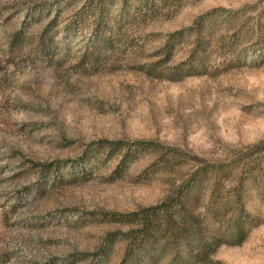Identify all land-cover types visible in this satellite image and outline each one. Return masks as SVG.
I'll return each mask as SVG.
<instances>
[{"label":"rangeland","instance_id":"obj_1","mask_svg":"<svg viewBox=\"0 0 264 264\" xmlns=\"http://www.w3.org/2000/svg\"><path fill=\"white\" fill-rule=\"evenodd\" d=\"M199 173L207 257L127 264H264V0H0V264H124Z\"/></svg>","mask_w":264,"mask_h":264},{"label":"trees","instance_id":"obj_2","mask_svg":"<svg viewBox=\"0 0 264 264\" xmlns=\"http://www.w3.org/2000/svg\"><path fill=\"white\" fill-rule=\"evenodd\" d=\"M45 48V43L42 44ZM112 47L111 41H105L99 51L108 50ZM15 49V46H13ZM13 51V50H12ZM93 54V53H92ZM121 142H100L97 144V149L108 151L113 153L121 147ZM99 151V150H98ZM117 173V171H116ZM205 175L199 173L197 177L189 187L181 189L174 197L168 198L161 205L147 208L142 211L141 214L132 213L124 217V222L128 224H136L139 222L137 230H131L127 234L128 248L127 256L128 260L124 262L139 261L141 259L147 260L153 257L156 245L158 246V238H170L173 241H186L190 239L195 240L201 237L200 226L191 220V215L185 210V204L188 202L189 195L193 192L192 185L202 180ZM220 180L217 178L215 181V190H217ZM180 221V222H179ZM157 237L156 240H154ZM201 239V238H199ZM199 242V252L195 253L197 260L206 258L211 245L204 242L202 239ZM151 247V248H149ZM155 247V249H152ZM192 248L189 249L191 251ZM152 252V253H151ZM192 255V253L190 254Z\"/></svg>","mask_w":264,"mask_h":264}]
</instances>
